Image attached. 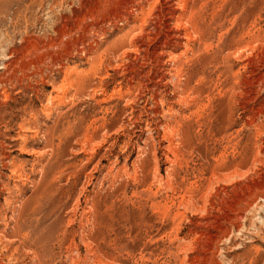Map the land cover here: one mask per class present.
Segmentation results:
<instances>
[{"label":"rangeland","instance_id":"rangeland-1","mask_svg":"<svg viewBox=\"0 0 264 264\" xmlns=\"http://www.w3.org/2000/svg\"><path fill=\"white\" fill-rule=\"evenodd\" d=\"M263 128L264 0H0V264H264Z\"/></svg>","mask_w":264,"mask_h":264},{"label":"bare ground","instance_id":"bare-ground-1","mask_svg":"<svg viewBox=\"0 0 264 264\" xmlns=\"http://www.w3.org/2000/svg\"><path fill=\"white\" fill-rule=\"evenodd\" d=\"M175 1V0H174ZM184 2H186V1H184ZM166 3V2H165ZM168 3V2H167ZM166 3V4H167ZM170 4V3H169ZM168 4V5H169ZM182 4H184L183 2H182ZM181 4V5H182ZM185 5V4H184ZM187 5V4H186ZM189 5V4H188ZM183 6V5H182ZM133 7V6H132ZM139 7H141V6H139ZM167 7V6H166ZM182 8H184V7H182ZM181 8V9H182ZM124 9V8H123ZM144 9V8H143ZM158 9V8H157ZM168 9V8H167ZM215 9V8H214ZM183 10V9H182ZM147 12V11H146ZM146 12H145V14H146ZM169 12V11H168ZM142 14V13H141ZM140 14V15H141ZM147 16V15H146ZM174 16V15H173ZM173 16H172V18H173ZM178 16H179V14H178ZM181 16V15H180ZM222 17V16H221ZM141 18H142V16H141ZM176 18V17H175ZM178 18V17H177ZM180 18V17H179ZM161 19V18H160ZM185 19V18H184ZM183 19V20H184ZM177 20H179V19H177ZM181 21V20H180ZM187 21V20H186ZM133 22V21H132ZM151 22V21H150ZM188 22V21H187ZM190 23H192V22H190ZM150 24V23H149ZM178 24V23H177ZM184 24V23H183ZM136 25V24H135ZM174 25H176L175 24V22H174ZM185 25V24H184ZM186 25H187V23H186ZM188 25H189V23H188ZM178 26V25H177ZM176 26V27H177ZM130 27V26H129ZM134 27V26H133ZM182 29V28H181ZM138 30V29H137ZM177 31H178V29H176ZM128 31V30H127ZM181 31V30H180ZM139 32V31H138ZM173 32V31H172ZM179 32V31H178ZM164 33V32H163ZM171 33V32H170ZM189 33V32H188ZM191 33V32H190ZM174 34H176V33H174ZM174 34H171V35H174ZM134 35V34H133ZM120 36V35H119ZM167 36V35H166ZM178 36V35H177ZM181 36V35H180ZM182 36H183V34H182ZM184 36H186L185 34H184ZM156 37V36H155ZM172 37V36H171ZM188 37V36H187ZM128 38V37H127ZM181 38V37H180ZM179 38V39H180ZM183 39V38H182ZM190 38H188L187 40H189ZM176 40V39H175ZM28 41V40H27ZM180 41V40H179ZM118 42V41H117ZM177 42V41H176ZM119 43V42H118ZM165 43V42H164ZM180 43V42H179ZM186 43V42H185ZM140 44V43H139ZM166 44V43H165ZM182 43H180V45H181ZM261 44V43H260ZM173 45L175 46V44L173 43ZM128 46V45H127ZM162 46H164V45H162ZM240 46V45H239ZM242 46V45H241ZM161 47V46H160ZM163 48V47H162ZM174 49V48H173ZM184 49V48H183ZM186 49V48H185ZM121 50V49H120ZM210 50V49H209ZM18 51V50H17ZM143 51V50H142ZM31 52V51H30ZM108 54H109V52H108ZM116 54V53H115ZM19 55V54H18ZM39 55V54H38ZM106 55V54H105ZM13 56V55H12ZM25 56V55H24ZM176 56V55H175ZM181 56V55H180ZM21 59V58H20ZM51 59V58H50ZM15 60V59H14ZM258 60V59H257ZM96 61V60H95ZM112 61V60H111ZM39 62V61H38ZM113 62V61H112ZM167 62V61H166ZM179 62V61H178ZM114 65V64H113ZM16 66V65H15ZM53 67V66H52ZM100 67V66H99ZM144 67V66H143ZM151 67V66H150ZM49 69V68H48ZM167 69V68H166ZM178 69H179V67H178ZM112 70V69H111ZM145 71H146V69H145ZM178 71V70H177ZM71 72V71H70ZM75 72V71H74ZM97 72V71H96ZM154 72V71H153ZM46 73V72H45ZM180 73V72H179ZM106 74V73H105ZM201 74V73H200ZM104 75V74H103ZM94 76V75H93ZM175 76V75H174ZM227 76V75H226ZM138 77V76H137ZM252 77V76H251ZM255 77V76H254ZM39 78V77H38ZM32 79H33V77H32ZM85 80V79H84ZM131 80V79H130ZM143 80V79H142ZM67 81V80H66ZM62 82V81H61ZM65 82V81H64ZM69 83V82H68ZM180 83V82H179ZM242 83V82H241ZM18 84V83H17ZM57 85H59V84H57ZM247 86V85H246ZM11 87V86H10ZM57 87V86H56ZM59 87V86H58ZM62 87V86H61ZM60 87V88H61ZM53 88V87H52ZM24 89V88H23ZM20 90V89H19ZM68 90V89H67ZM133 90V89H132ZM182 90V89H181ZM224 90H225V88H224ZM255 90H256V88H255ZM259 90H261V89H259ZM115 91V90H114ZM211 91V90H210ZM221 91V90H220ZM125 92V91H124ZM154 92V91H153ZM225 92V91H224ZM248 92V91H247ZM5 94V93H4ZM210 94V93H209ZM63 95V94H62ZM53 96H55V95H53ZM139 96V95H138ZM251 96V95H250ZM81 97V96H80ZM52 98V97H51ZM244 98V97H243ZM248 98V97H247ZM55 99H57V96H56V98ZM122 99V98H121ZM182 99V98H181ZM70 101V100H69ZM124 101V100H123ZM144 101V100H143ZM160 103V102H159ZM44 104V103H43ZM164 104V103H163ZM177 104V103H176ZM71 105V104H70ZM125 105V104H124ZM183 105V104H182ZM54 106V105H53ZM67 107V106H66ZM207 107V106H206ZM220 107V106H219ZM141 108V107H140ZM117 109V108H116ZM138 109V108H137ZM163 109V108H162ZM205 109V108H204ZM23 110V109H22ZM133 110V109H132ZM254 110V109H253ZM164 111H165V109H164ZM29 113V112H28ZM49 113V112H48ZM167 113V112H166ZM258 113V112H257ZM118 114V113H117ZM46 115V114H45ZM136 115V114H135ZM237 115V114H236ZM33 117V116H32ZM134 117V116H133ZM189 117V116H188ZM48 118V117H47ZM164 118V117H163ZM57 119V118H56ZM173 120V119H172ZM128 121V120H127ZM34 122V121H33ZM62 122V121H61ZM65 122H66V120H65ZM161 122V121H160ZM131 125H132V123H131ZM172 125V124H171ZM17 126V125H16ZM74 126V125H73ZM127 126V125H126ZM24 127V126H23ZM81 127V126H80ZM121 127H122V125H121ZM33 128V127H32ZM82 128V127H81ZM123 128V127H122ZM68 129V128H67ZM152 129V128H151ZM207 129V128H206ZM264 129V128H263ZM26 130V129H25ZM60 130V129H59ZM105 130V129H104ZM150 130V129H149ZM37 132V131H36ZM85 132V131H84ZM237 132V131H236ZM257 132V131H256ZM263 132V131H262ZM107 134V133H106ZM178 134V133H177ZM62 135V134H61ZM84 135V134H83ZM234 135V134H233ZM60 135L58 134V137H59ZM57 137V136H56ZM62 137V136H61ZM60 137V138H61ZM63 138H64V136H63ZM87 138V137H86ZM170 138V137H169ZM217 138V137H216ZM253 139V138H252ZM97 140V139H96ZM255 140V139H254ZM57 141H58V138H57ZM144 141V140H143ZM59 142V141H58ZM81 141H79V143H80ZM112 142V141H111ZM170 142V141H169ZM92 144V143H91ZM172 144V143H171ZM175 144V143H174ZM116 145V144H115ZM213 145V144H212ZM211 145V146H212ZM241 145V144H240ZM15 146V145H14ZM171 146V145H170ZM179 146V145H178ZM54 147V146H53ZM56 147H58V146H56ZM177 147V146H176ZM55 148V147H54ZM165 148V147H164ZM174 148V147H173ZM176 149V148H175ZM110 150V149H109ZM171 150H172V148H171ZM43 151H44V149H43ZM120 151V150H119ZM192 151V150H191ZM122 152V151H121ZM175 152V151H174ZM96 153V152H95ZM137 153V152H136ZM231 153V152H230ZM236 155V154H235ZM53 156V155H52ZM241 156V155H240ZM142 157V156H141ZM224 157H225V155H224ZM55 158V157H54ZM135 158V157H134ZM139 158V157H138ZM245 158V157H244ZM101 159V158H100ZM107 159V158H106ZM126 160V159H125ZM138 160V159H137ZM151 160V159H150ZM253 161V160H252ZM97 163V162H96ZM85 164V163H84ZM81 165V164H80ZM112 166V165H111ZM121 167V166H120ZM135 167V166H134ZM173 167V166H172ZM15 168V167H14ZM137 168V167H136ZM92 169V168H91ZM122 169V168H121ZM208 169V168H207ZM49 170V169H48ZM90 170V169H89ZM131 170V169H130ZM75 171H76V169H75ZM57 172V171H56ZM108 172V171H107ZM40 173V172H39ZM153 173V172H152ZM195 173V172H194ZM222 173V172H221ZM53 174V173H52ZM151 174V173H150ZM15 175V174H14ZM117 176V175H116ZM52 177H54V176H52ZM51 177V179H53ZM56 177V176H55ZM106 178V177H105ZM207 178V177H206ZM13 181V180H12ZM50 181V180H49ZM171 184V183H170ZM47 185V184H46ZM152 185V184H151ZM183 186V185H182ZM204 186V185H203ZM159 188V187H158ZM171 189V188H170ZM239 189V188H238ZM243 189V188H242ZM150 190V189H149ZM11 191V190H10ZM173 191V190H172ZM252 194V193H251ZM225 195V194H224ZM239 195V194H238ZM258 195V194H257ZM174 197V196H173ZM183 197V196H182ZM181 197V198H182ZM177 198V197H176ZM200 198V197H199ZM180 200V199H179ZM181 201V200H180ZM193 201V200H192ZM248 201V200H247ZM80 202V201H79ZM254 203V202H253ZM214 204V203H213ZM239 205V204H238ZM212 207V206H211ZM242 207V206H241ZM218 208V207H217ZM222 208V207H221ZM247 208V207H246ZM169 209V208H168ZM249 208H247L246 210H248ZM236 210V209H235ZM176 211V210H175ZM217 211H218V209H217ZM231 211V210H230ZM18 212V211H17ZM22 212V211H21ZM170 212V211H169ZM236 213V212H235ZM17 214V213H16ZM90 215V214H89ZM180 216V215H179ZM178 217V216H177ZM227 217V216H226ZM243 218V217H242ZM87 219V218H86ZM171 219H172V217H171ZM173 219H174V217H173ZM237 219V218H236ZM231 221V220H230ZM20 226V225H19ZM222 237V236H221ZM31 243V242H30ZM1 250H3V249H1ZM33 251V250H32ZM4 252V251H3ZM2 253V252H1ZM6 255V254H5ZM32 255V254H31ZM253 257V256H252ZM250 259V258H249ZM249 263V262H248ZM174 264V263H173Z\"/></svg>","mask_w":264,"mask_h":264}]
</instances>
